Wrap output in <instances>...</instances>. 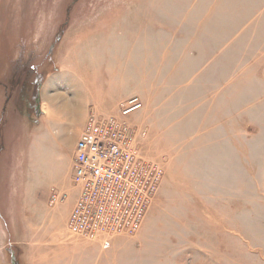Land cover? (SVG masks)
<instances>
[{
    "label": "rangeland",
    "instance_id": "rangeland-1",
    "mask_svg": "<svg viewBox=\"0 0 264 264\" xmlns=\"http://www.w3.org/2000/svg\"><path fill=\"white\" fill-rule=\"evenodd\" d=\"M84 107L163 169L134 234L67 227ZM0 264H264V0H0Z\"/></svg>",
    "mask_w": 264,
    "mask_h": 264
},
{
    "label": "built area",
    "instance_id": "built-area-1",
    "mask_svg": "<svg viewBox=\"0 0 264 264\" xmlns=\"http://www.w3.org/2000/svg\"><path fill=\"white\" fill-rule=\"evenodd\" d=\"M142 105L139 97H132L121 113L127 115ZM132 140L128 122L92 111L76 144L73 182L79 196L67 225L71 232L134 234L141 228L164 173L132 152ZM54 192L57 200L60 194ZM111 245V239L103 241L104 249Z\"/></svg>",
    "mask_w": 264,
    "mask_h": 264
},
{
    "label": "crops",
    "instance_id": "crops-1",
    "mask_svg": "<svg viewBox=\"0 0 264 264\" xmlns=\"http://www.w3.org/2000/svg\"><path fill=\"white\" fill-rule=\"evenodd\" d=\"M59 95H62V94L57 93V96H54L55 98H50V99L48 98L49 101H52L51 99H53L52 102L54 104V107H57L55 105H57L56 100L60 98V97L57 98ZM47 97H49V96H47ZM53 104H52V106H53ZM63 107H64V105H63ZM81 108H82V106L79 108V111H80ZM82 111H84V112H82V113L79 112L78 114H75V115L69 117L70 118L69 120L72 121L71 122V126L68 125V127H66L68 129V131L71 130V132L68 135V138H69V140L71 142H68V143L73 146V150H74L73 157L71 159V161H72V163H71L72 179H73V164H74V160H75V156H76V144H77V141H78L79 137L81 136V134L84 131L85 126H86V121H87V116H86L87 107H84L82 109ZM53 112L55 113V115H57V117H58V114H60L59 108H56V109L53 108ZM39 122H40V120H39ZM63 126H64V124H63ZM73 206L71 207L70 211L72 210ZM70 211L68 212V215H67L68 217L70 215ZM68 217H67V219H68Z\"/></svg>",
    "mask_w": 264,
    "mask_h": 264
}]
</instances>
